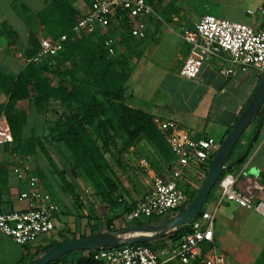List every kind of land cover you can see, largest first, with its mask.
<instances>
[{
	"label": "crops",
	"instance_id": "crops-1",
	"mask_svg": "<svg viewBox=\"0 0 264 264\" xmlns=\"http://www.w3.org/2000/svg\"><path fill=\"white\" fill-rule=\"evenodd\" d=\"M157 1L160 0H155L153 7L154 10L158 9L155 10L158 19H145V37L133 38L129 42L130 47L117 46V50L119 49L121 53L127 50V55L130 56V72L124 84L122 103L145 112L152 120L177 123L190 132L192 139L209 137L220 145L252 98L263 73L250 68L242 71L229 61L227 55L221 53L204 61L194 79L180 77L179 69L189 49L181 39L182 30L193 28L202 15L212 14L209 13L210 9L206 8L203 14L198 15L196 12L200 5L193 3L192 0H171L162 7H157ZM231 1H213L211 5L214 8L211 11L215 13L220 11L221 14V16L214 14L213 16L224 19L234 18L233 21L240 23L249 19L256 23L251 19L252 16L246 14V11L252 10L254 17L255 15L263 17L258 9L264 7V0H248L250 8L242 9L240 5H236L234 7L238 6V8L230 14L229 11H232L230 9L233 7H228V4ZM69 3L77 15L76 18L86 14L90 6L84 0H70ZM46 5L45 0H0V73L4 76L15 78L21 70L24 63L23 51L27 48L30 30L35 29L38 38H44L34 15ZM252 27L264 29L262 25L258 27L254 24ZM114 29H116L115 25L111 27L109 34L117 39L119 33ZM10 33L14 35L13 38L10 37ZM162 57L164 60H161ZM156 58L159 62L161 60L160 66L153 67L151 64ZM227 69L232 70V73L223 74L222 71ZM6 102V95L0 92V107ZM15 107L27 114L25 139L35 138L43 141L54 117V112H50L52 109L47 113L38 112L27 100L17 102ZM0 124L7 125L1 109ZM43 144L46 148L49 145L54 149L57 148L54 146H59L67 156L61 144L52 145L48 141H44ZM125 146L121 158L123 162L132 163H128L129 165L122 163L118 167H112L120 182L118 194L123 203L116 208L118 213L133 207L148 193L153 177H169L175 166L174 161L168 171L170 163L155 154L149 144L130 142ZM12 148L11 142L0 147V213L22 211L26 208L25 202L18 201L19 194L27 190V185L25 180L17 177L16 157L13 156ZM139 149L144 150L148 160L139 157L133 163L135 151ZM35 150L37 151V146ZM19 157L28 161L25 166L28 168L27 173L37 177L41 190L55 204L58 214L53 230L40 236L31 245H17L9 237L0 234V264H27L38 254L39 249L60 241L62 237L78 239L81 235L89 236V222L90 225H96L97 233L106 232L105 226L103 230L101 225L99 227V221L86 220V225L83 226L81 221L83 216L78 214H85L86 211L87 215L89 211L94 210L101 213L102 218H106V213L115 215L108 211L89 186L86 185V208L81 206L78 211L81 208L82 210L78 212L73 206V195L62 187L63 184L56 171L64 169H59L55 159L52 158L54 169L52 167L49 171L44 166L41 167L38 164L39 160L36 161L33 156ZM141 159H146L147 168L143 169L139 166ZM206 168L207 166L190 165L184 171L181 180L190 186L195 180L194 190L199 189ZM226 174L234 178L236 187L249 199L264 201V99L255 120L246 128L234 146L223 172V175ZM54 175L57 176L58 183L53 178ZM66 180L69 182L67 176ZM213 189L207 198V205L205 204L207 209H202L203 212L213 216L212 241L200 244L196 248L194 258L187 264H215V255L223 256L222 264H264V216L221 199L218 186ZM76 192L79 194L78 190ZM80 197L79 194L78 199H81ZM110 217L112 216H108L107 219ZM161 244L164 247L157 250L158 252L172 248L169 239ZM169 263L179 262L173 260Z\"/></svg>",
	"mask_w": 264,
	"mask_h": 264
},
{
	"label": "trees",
	"instance_id": "trees-1",
	"mask_svg": "<svg viewBox=\"0 0 264 264\" xmlns=\"http://www.w3.org/2000/svg\"><path fill=\"white\" fill-rule=\"evenodd\" d=\"M45 2L46 7L34 17L38 27L42 29L43 37L55 40L69 31L77 15L70 6V0H45ZM84 2L90 4V0ZM120 28L122 30L119 33L120 42L116 45L113 55L107 54L103 45L105 36L100 32L91 35L69 34L63 50L41 63L29 61L38 51L40 41L38 33L32 29L28 33L27 48L23 51L24 63L19 73L15 78L0 73V92L7 97V102L0 109L4 113L11 134L12 152L21 157L34 158L38 152H41L54 169L49 151L43 142L64 146L69 153L67 157L70 171L83 181L89 182L88 186L94 191V195L101 200L108 211L115 213L107 220L106 231H113L111 222L122 218V215L132 207L124 209L123 213L116 212V208L123 203L118 194L120 182L115 176V171L112 170V164L114 167L122 164L121 155L126 148L125 145L128 142L149 144L155 154L170 163L168 171L175 161L164 142L163 135L154 126L152 118L145 112L122 103L124 84L130 72V56L127 55V50L125 53L117 51V46L130 47L129 42L133 38L127 32L126 24L120 25ZM10 35L14 37L11 33ZM51 78L57 80L55 85L52 84ZM22 100H27L38 112L47 113L51 109L50 112H54L43 141L35 138L25 139L27 114L15 107L17 102ZM111 146L114 147L115 152H110ZM112 154L116 155V158L110 162L107 155ZM56 172L68 193L73 195V206L79 209L76 200L79 194L76 190H72L75 189L74 186L66 180L68 170ZM206 172L207 168L204 174ZM222 176L223 174L218 182ZM218 182L215 186H218ZM197 191L198 188L188 194L184 189L188 201ZM201 213L203 210L200 215ZM166 217L169 215L150 219L158 222ZM150 219L131 222L125 226L127 228L146 225L151 223ZM190 223L181 230L165 234L156 241L136 245L157 252L164 247L161 243L169 239L172 247H178L182 235L189 232ZM89 228V236L81 235L78 239L101 234L97 233L96 225H90V222ZM73 240L76 239L62 237L60 241L50 243L39 249L38 254L27 264H32L35 258L48 248ZM93 254L94 252L87 251L72 252L49 264H104L102 261L94 260Z\"/></svg>",
	"mask_w": 264,
	"mask_h": 264
},
{
	"label": "built area",
	"instance_id": "built-area-1",
	"mask_svg": "<svg viewBox=\"0 0 264 264\" xmlns=\"http://www.w3.org/2000/svg\"><path fill=\"white\" fill-rule=\"evenodd\" d=\"M155 0H90L88 12L76 18L68 32L55 40L40 39L39 49L29 59L32 63L55 56L63 50L69 34L91 35L104 34V48L108 55H113L120 41L109 32L113 25L115 31L122 32L120 25L126 24L130 37H145V19H158L154 10ZM264 17V7L258 9ZM253 16L254 11H246ZM182 41L189 47L186 58L179 69V76L194 79L204 61L224 53L238 69L248 68L264 72V29L248 24L231 21L213 15H202L193 28H184ZM228 75L232 70L222 71ZM156 129L163 135L164 142L175 159L169 177L155 176L148 193L131 209L122 215V223L148 220L165 215L172 216L188 203V195L180 188L179 181L190 165L208 167L219 148L212 138L192 139L190 132L173 121L152 120ZM11 142L7 125L0 124V147ZM16 157V172L19 179L25 180L27 190L21 192L18 201L26 203L22 211L0 213V234L9 237L20 246L31 245L37 239L54 228L58 210L51 199L41 190L37 177L27 173L28 161ZM139 166L147 168L144 159ZM221 199L233 202L241 208L254 211L264 216V201H252L235 185L234 178L223 175L218 182ZM213 216L203 212L189 224V232L182 235L176 248L160 252L152 251L141 245L119 248H107L94 251L93 259L104 264H168L178 260L187 264L196 254V248L202 243H210L213 238ZM222 255L214 256L215 264L223 263Z\"/></svg>",
	"mask_w": 264,
	"mask_h": 264
},
{
	"label": "water",
	"instance_id": "water-1",
	"mask_svg": "<svg viewBox=\"0 0 264 264\" xmlns=\"http://www.w3.org/2000/svg\"><path fill=\"white\" fill-rule=\"evenodd\" d=\"M263 99L264 72L256 86L252 98L220 143L197 193L180 211L158 222L142 226H131L121 231H106L92 237L76 239L50 247L39 254L32 264H49L72 252H94L105 248H119L142 242H152L158 240L165 234L175 230H181L189 222L199 216L207 202L210 192L223 174L229 156L238 139L258 115Z\"/></svg>",
	"mask_w": 264,
	"mask_h": 264
},
{
	"label": "rangeland",
	"instance_id": "rangeland-1",
	"mask_svg": "<svg viewBox=\"0 0 264 264\" xmlns=\"http://www.w3.org/2000/svg\"><path fill=\"white\" fill-rule=\"evenodd\" d=\"M167 1H171V0H160V1H157V7L158 6H161L162 7V5H165L166 3H167ZM213 1H215V0H192V2L193 3H195V4H199L200 5V7L197 9V14L199 15V14H203V10H207L206 8H209L210 9V14H214V15H216V16H221V14H220V11L219 12H217V13H215L214 11H211V9H213L214 7L211 5V3L213 2ZM158 3H159V5H158ZM236 5H240V8H242V9H245L246 7H248V8H250V1H248V0H232L231 1V3L230 4H228V7H233V9H230V10H232V11H229L230 12V14H231V12H233V10L234 9H237L238 8V6L237 7H234V6H236ZM157 9V8H156ZM155 9V10H156ZM158 10V9H157ZM223 17H225V18H228V17H226V16H223ZM253 18H251L252 20H254V22L256 21V23H253V22H251L249 19L247 20V21H244V23H246V24H248L249 26H254V24H256V25H258V27H260L261 25L263 26V28H264V17H261V16H259V15H255V17L254 16H252ZM228 19H230V20H234V18H228ZM165 21V20H164ZM169 22V21H168ZM176 31H177V29H176ZM181 32V31H180ZM117 51H119L120 52V50L118 49ZM161 60H164V58L162 57L161 58ZM161 60H160V62H161ZM160 62L157 60V58H156V60H154V61H152V66L154 67V66H157V65H159L160 66ZM152 67V68H153ZM57 80L55 79V78H51V82H52V84H56L57 82H56ZM119 142H121L120 140H119ZM118 142V143H119ZM128 144H129V142H128ZM53 145V144H52ZM120 144H118V146H119ZM56 149H54V148H51L50 147V145L47 147L48 148V150H49V154H51V160H52V158L53 159H55V161H56V163H57V165H58V167H59V169H66V170H68V173H67V177H68V180H69V182L70 183H72L73 184V186L75 187V190L77 191L78 190V193L81 195V199H76L77 200V205H78V207L80 208L81 206H85V208H86V194H85V192H86V185L88 186L90 183L89 182H86L85 180L83 181L82 179H80L74 172L72 173V171H70V169H69V167H70V165H69V161H68V157L66 156V155H64L63 154V152H62V150L60 149V147L59 146H54ZM63 147V149H64V151H65V153L66 154H68L69 155V153H68V151L66 150V148H64V146H62ZM120 147V146H119ZM109 150H110V152H115L116 150L114 149V147H109ZM136 152V155H134L133 156V159H132V161H133V163H135V161L134 160H137L139 157L141 158V157H143V158H146L147 160H148V158H147V156H146V153L144 152V150H138V151H135ZM113 155V154H112ZM107 155V158H108V160H110V162H113L114 160H115V156L113 155ZM35 159H36V161H38V164H40V166L41 167H43L44 166V168H46V169H48L49 171H51V166H50V163H49V161L44 157V155L41 153V152H38L37 153V155H36V157H35ZM145 159V160H146ZM122 163H125L126 165H129L128 163H132V162H130V161H128V162H126V161H124V162H122ZM209 165H210V163H209ZM209 165H208V167H209ZM112 166H114L113 164H112ZM208 167H207V169H208ZM53 169V168H52ZM53 178H55L54 180L58 183V178H57V176L56 175H54V177ZM193 183H191V186L187 183V182H185L184 180H180V183H179V186H180V188L184 191V189L187 191V193L188 194H190L195 188H196V183H195V180H193L192 181ZM63 184V183H62ZM195 184V187H193V185ZM62 187H64L63 185H62ZM90 187V186H89ZM193 187V188H192ZM214 190V189H213ZM212 190V191H213ZM64 192L65 193H67L66 192V190H64ZM68 194V193H67ZM66 194V195H67ZM67 197H70L69 195H67ZM207 205V204H206ZM206 205H204V207H203V210H206L207 209V206ZM76 209V208H75ZM78 209V208H77ZM76 209V211H78ZM81 210H82V208H81ZM81 210H79V211H81ZM78 211V212H79ZM80 216H83L82 217V219H81V221H82V223H83V226L84 225H86V220L89 222V221H93V222H96V221H99V227H101L102 226V230H103V226H105L106 225V223L108 222L107 220V218H108V216H113V215H111V214H108V213H106L105 214V216H106V218H102L103 216L101 215V213H99V212H97V211H94V210H92V211H89L88 212V214L86 215V211H85V214H81V213H78ZM100 218H102V219H100ZM150 221H151V223H153L154 222V219H150ZM127 223H122V219H114L112 222H111V226H112V230L113 231H121V230H123V229H125L126 228V225ZM101 225V226H100ZM106 227V226H105ZM105 229V228H104ZM172 248H175V247H172ZM73 254H77V253H73Z\"/></svg>",
	"mask_w": 264,
	"mask_h": 264
}]
</instances>
